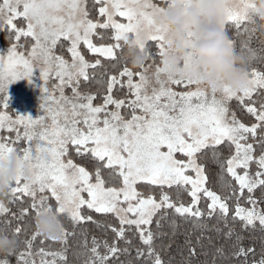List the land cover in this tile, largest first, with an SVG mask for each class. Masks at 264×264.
Segmentation results:
<instances>
[{
  "label": "snow or ice",
  "instance_id": "obj_1",
  "mask_svg": "<svg viewBox=\"0 0 264 264\" xmlns=\"http://www.w3.org/2000/svg\"><path fill=\"white\" fill-rule=\"evenodd\" d=\"M176 2L92 0L89 8L88 0H0V28L9 32L11 44L7 53L0 55V132L7 133L0 135V172L15 153L19 167L9 195L13 202L31 198L29 206L21 208L20 217L32 215L34 210L36 217L45 213L56 218L64 215L73 224H81L93 221L86 210L112 214L118 225H106L105 231L110 228L113 241L124 240L129 247L128 234L137 236L141 244L136 256L144 257L137 264H164L155 238L169 210L195 225L202 224L206 214L219 213V220L242 223L245 228H255L258 221L264 231V208L259 206L264 204V195L259 202L250 195L257 188L264 193V135L259 138L258 157L254 156L253 143L248 142L258 129L264 133V102L257 108L252 101L253 93L264 89V71H248V84L242 91L226 86L209 91L193 76L197 61L189 54L182 62L183 76L173 75L163 62L151 75V65L142 66L140 72L125 66L106 80L101 75L107 94L100 96L99 104L94 103L99 93L94 95L87 87L81 90L82 82L92 81L101 65L100 59L94 63L85 59L80 51L82 44L91 53L111 60L117 59V49L127 47L126 53H120L125 63L130 57L128 45L133 42L140 52L145 51L146 42H153L154 55L162 60L171 54L167 47L170 29L157 24L156 19ZM179 3L187 11L197 5V0ZM256 9L255 0H225L223 30L226 32L228 25L239 35L243 26V32L249 33L245 22L252 21ZM90 12L106 19L89 18ZM98 29L111 30L115 43H93V36L107 37ZM196 36L195 31L190 32L189 42H195ZM229 43L235 47L231 39ZM244 44L246 47L247 42ZM65 49L71 55L70 62L63 55ZM252 54L255 56V52ZM34 77L42 81L40 115L17 113L13 118L6 111L9 85L22 79L33 83ZM50 81L55 82L50 86ZM66 88H71V95L65 94ZM113 89H126L124 98L115 97ZM233 99L238 102L237 111H246L249 119L254 117L259 123L249 126L241 122L236 111L229 109L228 102ZM22 141L26 146H20ZM226 142L229 155L217 159L222 151L218 146ZM205 149L221 165L222 194L207 187ZM72 153L92 170L75 163ZM252 165L254 170H250ZM25 168L30 173L27 177ZM183 193L191 198L189 202L181 199ZM202 200L206 211L200 208ZM6 212L8 208L0 202V215ZM158 213L153 229V218ZM19 232L16 228L14 235ZM233 234L229 227L225 235ZM68 235L61 227V235L51 239L61 240L65 247L53 251L43 239L34 245L40 237L50 238L36 230L24 241L25 250L17 253V264H68ZM84 248V264H119L118 256L128 251L116 242L95 237L91 247L85 239ZM195 251L190 248V255ZM218 254L222 255L223 250ZM250 254H255L254 249L241 247L237 236L231 253L236 264H248ZM259 264H264V257Z\"/></svg>",
  "mask_w": 264,
  "mask_h": 264
},
{
  "label": "trees",
  "instance_id": "obj_2",
  "mask_svg": "<svg viewBox=\"0 0 264 264\" xmlns=\"http://www.w3.org/2000/svg\"><path fill=\"white\" fill-rule=\"evenodd\" d=\"M90 16L96 17L95 12H91ZM254 21V22H252ZM252 21L245 22L250 32L245 34L243 32V26L240 30V34H237V30L234 27L225 25L226 34L229 39L234 42V49L238 55L244 58L245 67L249 72L253 69L264 71V60L261 59L264 56V21L260 20L259 17L255 16ZM111 31V30H110ZM109 30L98 29L99 33H107V37L102 35H96L97 42L103 43H113L114 40L111 38L112 33ZM9 32L4 31L0 35V46H7L10 44ZM247 42L245 47L244 42ZM123 44V41H121ZM117 59L111 60L105 57H100L97 54H91L87 49L83 51L86 60L90 63H94L96 59L101 60V65L97 68V75L93 77L92 81L82 82L81 90L85 87L91 90V92L97 95V99L94 101L95 104L100 103V96L106 95L105 84L101 83V75L106 80L110 75H118L123 67L127 66L134 72L143 71L142 68L134 67L131 58L129 57L127 63L121 59L120 53L127 52V47L122 49H117ZM255 52V56H253ZM60 54L59 50L57 51ZM144 53L147 59L144 62V66L158 65L161 63L162 58L154 55L155 48L153 42L149 41L146 43ZM64 57H68L66 49L63 52ZM91 71V70H89ZM138 79V78H134ZM94 81V82H93ZM124 91H117L113 89V94L115 97L124 98ZM69 92L71 90L69 88ZM255 106L259 108L260 104L254 102ZM237 104H230L231 111H236L237 118L246 125H251V123H259L255 121L254 117L249 119L250 114L246 111L241 113L237 111ZM110 108L113 106H109ZM123 112V110H122ZM264 135L259 129L257 130L255 137L249 138V143H253L254 156L258 157L260 154L259 138ZM20 146H26L25 143L19 142ZM227 142L225 145L218 146L222 151L218 153L217 159H222L229 155L227 149ZM13 147H16L13 145ZM17 150H19L17 148ZM204 152L208 153V156L204 159L203 163L206 168V174L209 176V183L207 187L210 190L216 191L217 194H222L221 180L223 177L221 173V165L216 159L212 158L210 150L205 149ZM75 163L81 164V166H86L91 171L90 165H85L80 157L76 156L74 153L71 154ZM200 154H198L199 156ZM199 160V159H198ZM200 162V160H199ZM255 165H252L250 170H254ZM239 171V170H238ZM230 180L231 178L228 177ZM14 186V184H13ZM115 186V185H112ZM139 191H144L143 188H138ZM155 195V193H151ZM246 195H249L245 192ZM252 195L258 202L264 193L257 188ZM29 197H23L18 202H13L9 192L5 194H0V202H3L8 208V212L0 215V238L5 236L14 241L11 252L0 251V261H7V264H17V253L25 250L24 241L31 238V234L37 230L36 226V216L34 215V210H32V215L25 214V216L20 217L19 213L21 208H27L30 204ZM175 200L176 197L173 196ZM181 199L187 203L190 201V197L187 193L181 195ZM54 203V201H50ZM229 217L233 215L231 211V201ZM264 208V204L259 205ZM200 208L202 211H206L204 201H201ZM87 214L93 217V221L83 222L81 224H73L67 216L61 215L58 217L61 227L68 232V239L66 241L67 251V261L68 264H84L86 260L87 250L84 248V241L87 239L88 246L91 247L92 238L95 237L97 240H107L109 243L116 242L120 248H127L128 251L124 254L118 256L119 264H137L138 260L144 259V257L136 256V249L140 246L141 242L137 236L129 233L127 239L131 241V247L124 240L113 241L111 229L109 228L105 231L106 225H111L115 227L118 225V220L112 214H101L95 213L93 210H86ZM164 211L163 209L161 210ZM83 214V213H82ZM216 216H208L207 214L202 217L203 223L200 225L193 224L190 220H185L183 218H177L176 216L169 213L161 220L160 228L157 232L155 238V247L159 253L164 264H236V258L231 255L233 251V245L237 243V236H239V244L244 248L254 249L255 254H250L248 257V264H259V261L264 257V231H261L258 221L256 222V227L252 228L249 226L245 228L242 223L229 224L228 222L221 221ZM153 218L152 228H156V219ZM231 227L233 229V235L228 237L225 235L227 229ZM16 228L20 229L19 233L14 235V230ZM61 235V234H60ZM43 239L45 246H51V250L56 251L65 247L64 242L61 240H52L51 238L45 239L40 237L34 242V245H39L40 240ZM195 248V255H190V248ZM218 250H223V254H218Z\"/></svg>",
  "mask_w": 264,
  "mask_h": 264
},
{
  "label": "clouds",
  "instance_id": "obj_3",
  "mask_svg": "<svg viewBox=\"0 0 264 264\" xmlns=\"http://www.w3.org/2000/svg\"><path fill=\"white\" fill-rule=\"evenodd\" d=\"M257 9L255 15L264 21V0H255ZM225 0H197L195 7L187 9L179 3L167 9L166 13L156 19L157 24L167 25L170 29V42L167 47L171 54L163 57L162 62L170 66L173 75L183 76V59L189 54L196 58L194 77L202 81V86L208 89L228 87L234 91H242L248 84V70L245 60L237 54L229 43L224 29ZM197 33L195 42H189V33ZM128 52L134 67L141 68L147 56L138 50L137 45L129 43ZM0 172V194L9 191L14 182L19 161L13 153L10 163L3 166ZM27 168L24 175H29ZM37 230L44 236L58 238L61 234V224L51 213H45L36 218ZM14 241L0 238V251L11 252Z\"/></svg>",
  "mask_w": 264,
  "mask_h": 264
},
{
  "label": "rangeland",
  "instance_id": "obj_4",
  "mask_svg": "<svg viewBox=\"0 0 264 264\" xmlns=\"http://www.w3.org/2000/svg\"><path fill=\"white\" fill-rule=\"evenodd\" d=\"M153 2L159 4L160 0H153ZM91 4H92V0H88L87 6L89 8L91 7ZM161 6H163V5L161 4ZM90 14H91V12H90ZM90 14H89V18H92L90 16ZM95 15H96V13H95ZM253 17H255V16H253ZM95 19L103 21L104 19H106V17H99L98 15H96ZM116 19L120 20V22H126L123 20V18L117 17ZM4 31H6V30L3 28H0V35ZM6 32H8V31H6ZM110 33H112V31H110ZM7 38L9 39V37H7ZM92 39H93V43H95L97 46H101V44H104V45L109 44V43L97 42L96 36H93ZM12 42H14V40ZM21 42L23 43V39ZM113 43H115V41ZM110 44H112V43H110ZM10 46H11V44H9L7 46H0V55L6 54L8 49L10 48ZM86 49L87 48L82 44L81 48H80L82 55H84L83 51H85ZM91 54H93V53H91ZM68 55L69 56L65 57V59L69 60V62H70L71 61V55H70V53H68ZM97 55H99V54H97ZM84 57H85V55H84ZM85 59H87V58L85 57ZM158 65L163 66L162 60H161V63ZM151 66L152 67L149 68V72H148L149 75H151L154 72L155 67L157 65L151 64ZM54 82L55 81H50L49 85L51 86V84ZM40 84L42 85V81H39L38 77H34L33 83H30L27 79H22V80H19V81H16V82L10 84L8 87V92L6 93L9 97V108L6 110V111H8V114L12 115L13 118H15V115L17 113L24 114V115L31 114L33 117L40 115V113H41V107H40L41 106V95H42ZM192 89L195 90V86H192ZM70 90H71V88H70ZM209 91H210V89H209ZM65 94L71 95V93L69 92V88L65 89ZM217 95L219 98L220 94L218 93ZM252 101L258 102L259 104H261V102H264V89H257L252 95ZM232 103L237 104L238 102L235 99L228 102V106H229L230 111H231L230 104H232ZM122 114H123V112H122ZM0 135H7V133L0 132ZM198 162H199V160H198ZM37 195L38 196L39 195H46V193L45 194L38 193Z\"/></svg>",
  "mask_w": 264,
  "mask_h": 264
}]
</instances>
